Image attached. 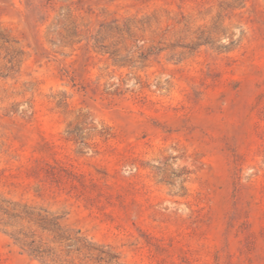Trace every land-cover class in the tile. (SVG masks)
<instances>
[{
    "label": "rangeland",
    "instance_id": "374dc122",
    "mask_svg": "<svg viewBox=\"0 0 264 264\" xmlns=\"http://www.w3.org/2000/svg\"><path fill=\"white\" fill-rule=\"evenodd\" d=\"M0 264H264V0H0Z\"/></svg>",
    "mask_w": 264,
    "mask_h": 264
}]
</instances>
